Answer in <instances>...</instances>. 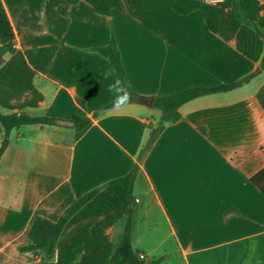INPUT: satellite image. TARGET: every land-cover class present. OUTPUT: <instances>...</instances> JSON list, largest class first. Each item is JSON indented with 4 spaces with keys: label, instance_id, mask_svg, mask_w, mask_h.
Returning a JSON list of instances; mask_svg holds the SVG:
<instances>
[{
    "label": "crops",
    "instance_id": "0c3cea01",
    "mask_svg": "<svg viewBox=\"0 0 264 264\" xmlns=\"http://www.w3.org/2000/svg\"><path fill=\"white\" fill-rule=\"evenodd\" d=\"M0 1L16 49L57 46L33 79L38 105L0 108L54 121L8 133L0 157V264H74L93 225L116 247L127 220L131 248L144 263L264 264V39L237 0L245 16L232 7L239 27L228 41L210 33L198 11L177 15L173 0H120L108 16L79 1L67 8L60 38L46 23V0ZM111 39L134 102L110 106L118 83L97 49ZM244 77L233 90L186 102L178 120L159 125L155 99ZM74 116L87 125L77 131ZM132 172L130 204L114 182ZM93 190L50 259L21 252L34 217L55 222Z\"/></svg>",
    "mask_w": 264,
    "mask_h": 264
},
{
    "label": "trees",
    "instance_id": "16d2710c",
    "mask_svg": "<svg viewBox=\"0 0 264 264\" xmlns=\"http://www.w3.org/2000/svg\"><path fill=\"white\" fill-rule=\"evenodd\" d=\"M79 1L86 2L94 13L102 16H108L113 10L121 9L120 0H46L44 6L46 23L57 38L64 34L69 25L67 8ZM237 1L250 23L258 28L264 39V15H260L263 6L258 0ZM172 7L174 12L181 16L198 11L206 29L224 41L232 39L239 27V21L232 9V0H224L220 6H210L202 0H173ZM13 39L12 28L0 1V108L22 111L26 108H35L42 100V95L34 88L33 79L36 75L46 72L57 51V46L18 50L13 45ZM97 50L108 59L118 83L117 95L110 106L136 101L137 95L128 86L115 40L111 39L106 46ZM5 55L10 56L8 61L3 60ZM260 66L264 68V51ZM246 80L247 78L244 77L230 84L184 89L170 96L155 99L154 106L161 112L162 123L175 122L180 117L179 107L186 102L203 95L233 90ZM53 122L49 118L29 117L23 113L19 115L16 112L8 115L0 113V127L3 131L0 157L8 145V133L12 129L22 125ZM70 122L77 131L87 125V120L79 116H74ZM133 178L132 172L114 182L122 186L130 204H133L131 195ZM95 192V190L90 191L74 200L55 222L40 216L34 217L27 232L29 243L20 248L21 252H32L35 256L43 254L50 259L67 220L88 202ZM160 261L159 259L154 264ZM74 264H144V260L131 248L130 221L127 220L124 233L116 247H113L108 235L99 225H93L83 245V252Z\"/></svg>",
    "mask_w": 264,
    "mask_h": 264
},
{
    "label": "rangeland",
    "instance_id": "374dc122",
    "mask_svg": "<svg viewBox=\"0 0 264 264\" xmlns=\"http://www.w3.org/2000/svg\"><path fill=\"white\" fill-rule=\"evenodd\" d=\"M237 1L236 0H232V7L234 8L235 10V14L236 15H244L243 11L239 8V6L237 5ZM245 16V15H244ZM159 125H162V122L160 121ZM170 264H178V263H170Z\"/></svg>",
    "mask_w": 264,
    "mask_h": 264
},
{
    "label": "built area",
    "instance_id": "2783aa9c",
    "mask_svg": "<svg viewBox=\"0 0 264 264\" xmlns=\"http://www.w3.org/2000/svg\"><path fill=\"white\" fill-rule=\"evenodd\" d=\"M205 4L210 5V6H220L224 0H202ZM142 258V256H139Z\"/></svg>",
    "mask_w": 264,
    "mask_h": 264
},
{
    "label": "water",
    "instance_id": "95a60500",
    "mask_svg": "<svg viewBox=\"0 0 264 264\" xmlns=\"http://www.w3.org/2000/svg\"><path fill=\"white\" fill-rule=\"evenodd\" d=\"M144 264H150V263L146 261Z\"/></svg>",
    "mask_w": 264,
    "mask_h": 264
}]
</instances>
